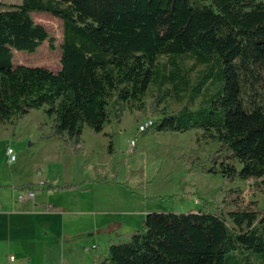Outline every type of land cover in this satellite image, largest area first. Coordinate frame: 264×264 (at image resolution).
I'll return each mask as SVG.
<instances>
[{"label": "trees", "instance_id": "obj_1", "mask_svg": "<svg viewBox=\"0 0 264 264\" xmlns=\"http://www.w3.org/2000/svg\"><path fill=\"white\" fill-rule=\"evenodd\" d=\"M33 11L63 22L57 71L13 63L15 50L56 47ZM263 83L264 0L0 2V123L43 109L49 137L77 145L86 127L100 133L126 110H145L154 86L153 110L165 104L151 126L203 130L197 143L220 145L198 167L264 183ZM91 264H264V210L150 211Z\"/></svg>", "mask_w": 264, "mask_h": 264}, {"label": "rangeland", "instance_id": "obj_2", "mask_svg": "<svg viewBox=\"0 0 264 264\" xmlns=\"http://www.w3.org/2000/svg\"><path fill=\"white\" fill-rule=\"evenodd\" d=\"M21 1L0 0L4 4ZM32 16L53 36L56 47L50 48L45 41L34 52L15 50L13 63L45 66L57 71L61 67L63 22L46 11H33ZM263 86L264 83L260 85L261 90ZM157 91L153 86L148 93L145 110H126L120 122L109 123L103 132L86 127L77 145L64 138L49 137L53 122L43 109H33L14 124L0 123V202L12 204L14 201L18 206L21 203L19 194L26 191L24 186L44 180L47 184L38 191L37 197H46L65 212L14 213L8 218L3 215L6 208L3 206L0 211V256L13 254L22 261L23 256L29 255L33 256L34 264H37L35 260L42 262L48 256L50 264H54L56 252H62L66 244L82 247L83 241H87L88 250L90 248L87 257L81 252L80 256L88 264L86 258L94 259L99 255L95 250L91 251L90 245H98L105 254L112 234L103 231L89 238L81 232L86 228L80 229L79 225L100 227L105 220L135 217L133 225L141 227L144 220V214L140 217L74 214L73 209L127 210L137 207L149 211L189 212L221 207L224 210H264V183L261 181H229L220 173H206L197 166L202 159L206 160L207 166L211 165L209 159L220 145L204 138L197 143L203 130L158 131L154 126L139 130V125L150 119L158 122L162 117L158 111L165 103L153 110ZM166 104L173 112L181 107L173 98ZM111 145L113 152L109 151ZM8 148L13 149L16 160L10 161ZM84 185L89 189L81 193L78 188ZM49 186L58 190L54 192ZM71 187L75 188L65 190ZM136 226L123 225L119 230L123 234L119 237L127 235ZM74 232V236H68Z\"/></svg>", "mask_w": 264, "mask_h": 264}, {"label": "crops", "instance_id": "obj_3", "mask_svg": "<svg viewBox=\"0 0 264 264\" xmlns=\"http://www.w3.org/2000/svg\"><path fill=\"white\" fill-rule=\"evenodd\" d=\"M11 161V160H10ZM87 182V181H85ZM30 183H33V184H36V186L33 188V190L35 191V196L34 198H27L23 201H21V203H19L18 206H16L17 204H15V202L13 201L12 204L11 202H8L6 203L5 201L3 202H0V211L2 210L1 208H3V206H6V208L4 209L3 212V215H8V218L11 217L14 213L16 214H20V215H35V214H51L53 212H64L59 206L58 204H52L50 203V201H48V199H46V197H43V198H39L37 197V193L39 190L41 189H44L45 185L47 184L46 181L44 180H40V181H33V182H30ZM77 184V183H76ZM87 184V183H86ZM1 187V185H0ZM49 187H52V190L54 192H56L58 189L53 186H49ZM48 187V188H49ZM75 187H71L69 189H65L66 191L67 190H72L74 189ZM78 188V187H77ZM79 191L81 193H85L88 191L89 188H87V186H82V187H79L78 188ZM25 190H28V189H25ZM9 199V198H8ZM34 199V200H33ZM30 200H33L31 201L32 203H30ZM77 200V199H76ZM102 203H100V206H102ZM11 204V205H10ZM114 204V202H113ZM140 205V204H139ZM101 210V211H99ZM99 210H86V209H73L71 210L72 213L76 214H98V213H102L103 215H108V214H120V215H132V216H137V217H140L142 216V214H144V217H145V214L147 212H150L149 210L145 209V210H142L140 208H137V207H134L132 209H127V210H124V208H121V209H114L112 208L111 210H109L108 208L107 209H103V207ZM65 213V212H64ZM104 217V216H102ZM4 219V218H3ZM132 222H135V217H130L129 219H124L121 217V219L119 220H114V221H107L105 220L103 223L99 224L101 225L100 227L96 224H94L95 226H93L92 224L87 226V225H79V228L80 229H83V228H86V229H83L85 231H81V232H84V234H87L89 236V238L95 236L98 232H103V231H108L109 233H111V237L108 239V243L106 245V250H107V247L108 245L112 242V241H115L117 239H119L120 235H122L123 233L119 232L120 229L123 228V225H129V226H136V225H133ZM137 224V222H136ZM87 226V227H86ZM138 226H136L133 231L137 228ZM72 228L75 229V225H72ZM91 230V231H89ZM133 231H131L130 233H132ZM128 233V234H130ZM76 233H71V234H68V236H74ZM93 240V239H92ZM90 242V240H89ZM97 244V243H96ZM96 248H95V251L99 254H104L102 253V251L99 249V246L98 245H95ZM87 241H83L82 243V247H77L75 245H68L66 244V246L64 247L63 251L61 252H56V263L54 264H59V262H61V264H85L84 262V259L83 257L80 256V252L83 256H86L87 257V254H88V248H87ZM90 247H93V245H90ZM64 250L66 252H64ZM100 250V251H99ZM9 252V250H7ZM91 251L93 252L92 248H91ZM10 256H14V259L11 260L10 259ZM57 256H58V259H57ZM79 256V257H78ZM27 260V262H26ZM86 260L89 262L88 264H91L94 259H88L86 258ZM40 260H35V262H37V264H50V259L49 257L47 256V259L45 260H42V262H39ZM0 264H34V261H33V256H29V255H25L23 256L22 258V261H18L16 256L13 255V254H9V255H6V254H3L2 256H0Z\"/></svg>", "mask_w": 264, "mask_h": 264}, {"label": "built area", "instance_id": "obj_4", "mask_svg": "<svg viewBox=\"0 0 264 264\" xmlns=\"http://www.w3.org/2000/svg\"><path fill=\"white\" fill-rule=\"evenodd\" d=\"M153 123V121L150 119L147 122L139 125V130L140 131H144L147 128H149L151 126V124ZM8 153L10 154V160L14 161L16 160V155L14 154V151L12 148H8ZM35 196V191L34 190H26L24 193H20L18 196V200L19 201H23L27 198H34ZM10 259L13 260L14 256H10Z\"/></svg>", "mask_w": 264, "mask_h": 264}]
</instances>
